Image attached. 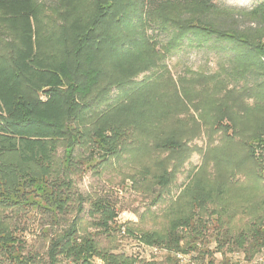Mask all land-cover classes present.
Wrapping results in <instances>:
<instances>
[{
    "label": "rangeland",
    "instance_id": "1",
    "mask_svg": "<svg viewBox=\"0 0 264 264\" xmlns=\"http://www.w3.org/2000/svg\"><path fill=\"white\" fill-rule=\"evenodd\" d=\"M258 1L214 3L248 10ZM34 3L38 48L47 60L69 69L62 89L66 99L97 106L81 125L69 120L66 139L55 142L52 179L70 180L71 193L86 200L78 236L92 235L100 249L139 260L162 262L167 254L122 232L98 233L86 215L94 198L110 200L122 231L162 234L174 216L201 219L207 224L202 246L209 252L216 250L218 234L236 237L257 226L264 233V84L254 87L252 79H238L231 70L232 44L209 39L189 23L186 35L179 32L177 2L152 11L140 0ZM16 43L0 14L1 60L11 63ZM116 52L141 62L142 69L120 78L109 65ZM24 93L28 101L38 98L37 88L26 84ZM168 138L178 141L179 149L155 147ZM37 174V165H21L16 154L0 161V201L18 198L0 204V224L20 240L24 255L45 264L49 240L75 212L53 222L40 209L43 190L29 182ZM257 244L250 238L231 254L225 246L212 259L214 264L224 257L229 264L238 257L251 260L264 255V245ZM194 256L179 264H199ZM0 264H9L1 254Z\"/></svg>",
    "mask_w": 264,
    "mask_h": 264
},
{
    "label": "trees",
    "instance_id": "2",
    "mask_svg": "<svg viewBox=\"0 0 264 264\" xmlns=\"http://www.w3.org/2000/svg\"><path fill=\"white\" fill-rule=\"evenodd\" d=\"M214 1L140 0L151 11L177 2L181 10L176 14V29L186 35L184 26L189 23V29L204 32L209 39L228 40L234 53L231 70L234 69L238 79H252L254 87L261 86L264 84V0L248 10L219 6ZM0 14L17 42L11 63L0 59V161L8 154H16L21 165L38 166L36 178L29 182L43 190L39 199L45 206L36 207L45 210L53 222L58 223L59 219L64 221L70 213L75 212L64 229L49 240L45 264H60L62 261L70 264H96V261H100V264H179L176 254H195L193 259L199 264H214L212 255L225 246L228 247L227 253L231 254L235 249H244L250 238L257 245H264V233L257 226L256 230L242 231L236 237L216 235V250L209 252L202 246L206 222L190 215L174 216L162 234L155 231L135 233L129 229L122 231V227L115 223L118 218L115 206L104 198L90 200L86 213L92 218V226L98 233L111 236L114 232L119 235L122 232L124 237L136 240L141 246L165 250L167 254L164 260H139L123 253L100 249L92 235L78 236L79 215L84 211L86 200L81 195L71 193L70 180L64 181L59 177L52 179L56 177L53 162L55 142L66 139L69 120L81 125L97 106L94 102H69L66 99L62 89L69 77V69L65 63L47 60L38 48L34 28L38 9L34 0H0ZM109 65L123 79L134 77L142 69L141 62L117 52L109 55ZM25 84L37 88L36 100H27ZM155 147L177 150L180 144L168 138L158 142ZM159 179L162 186L166 185L165 177ZM15 199L18 198H5L0 204L10 205ZM9 230V226L0 224V254L8 259L9 264H36L32 256L23 254L24 246ZM229 263L226 257L221 261V264Z\"/></svg>",
    "mask_w": 264,
    "mask_h": 264
},
{
    "label": "built area",
    "instance_id": "3",
    "mask_svg": "<svg viewBox=\"0 0 264 264\" xmlns=\"http://www.w3.org/2000/svg\"><path fill=\"white\" fill-rule=\"evenodd\" d=\"M151 251H153L154 253H157L158 250H160L159 248H148ZM189 255H182V254H176V257L179 261H183L186 257H188ZM236 264H264V255H259L254 259L251 260H244L243 258H237L235 260Z\"/></svg>",
    "mask_w": 264,
    "mask_h": 264
}]
</instances>
